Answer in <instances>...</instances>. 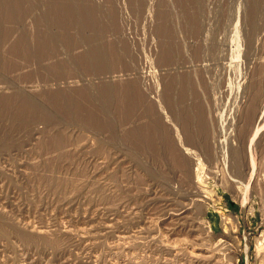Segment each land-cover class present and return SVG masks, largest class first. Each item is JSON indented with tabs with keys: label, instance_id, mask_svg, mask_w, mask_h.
<instances>
[{
	"label": "rangeland",
	"instance_id": "1",
	"mask_svg": "<svg viewBox=\"0 0 264 264\" xmlns=\"http://www.w3.org/2000/svg\"><path fill=\"white\" fill-rule=\"evenodd\" d=\"M4 1L0 264H264V0Z\"/></svg>",
	"mask_w": 264,
	"mask_h": 264
},
{
	"label": "bare ground",
	"instance_id": "2",
	"mask_svg": "<svg viewBox=\"0 0 264 264\" xmlns=\"http://www.w3.org/2000/svg\"><path fill=\"white\" fill-rule=\"evenodd\" d=\"M6 1V0H5ZM4 1V2H5ZM18 1V0H17ZM20 1H22V0H20ZM19 1V2H20ZM48 1V0H47ZM68 1V2H67ZM70 1V2H69ZM81 1V0H80ZM84 1V0H83ZM167 1V0H166ZM4 2H3V4H4ZM7 2H8V0H7ZM7 2H5V3H7ZM10 3H11V1H9ZM8 2V3H9ZM16 2V1H15ZM18 2V3H19ZM25 2H28V6L27 7H25V8H23V11H21V12H24V9H26V11L27 10H31V8H32V4H34L35 2H33L32 0H28V1H25ZM33 2V3H32ZM78 2V1H77ZM76 1H74V3H73V0H50V1H48V3H50L49 5L47 4V11H46V13L45 14H43V15H41L40 17H39V19H40V21L43 23V24H45L46 25V36H43L40 32L38 33V35H37V37H38V40H37V45H38V47L39 48H43V47H50V48H53L54 46H57L56 45V41L59 39V36H55L54 34H52L51 33V31H53L52 30V25H55L56 27H59V29L62 31V32H65L66 31V28L68 27V25L70 24V20H72V21H74V23L75 24H77V25H81V26H84V25H86L87 23L88 24H93L92 22H90L91 20H92V18H94V13H92V12H94V11H92V10H89V9H81V7H78L77 5H76V3H77ZM173 2V1H172ZM196 2H198V1H196ZM8 3H7V5H8ZM22 3V2H21ZM24 3V2H23ZM79 3V2H78ZM81 3H82V1H81ZM256 3V2H255ZM25 4V3H24ZM64 4V5H63ZM168 4V3H167ZM6 5V4H5ZM4 5V6H5ZM6 5V6H7ZM58 5V6H57ZM9 6V5H8ZM20 6V5H19ZM24 6V5H23ZM22 6V7H23ZM34 6V5H33ZM253 6H254V4H253ZM34 8V7H33ZM7 10H8V13L6 14V15H11V17L12 16H15V15H13V12H15L16 13V9L13 7H7L6 8ZM188 10V9H187ZM195 10V9H194ZM254 10V9H253ZM196 11V10H195ZM75 12L77 13H83V18H82V21L83 22H81V23H77L76 21H75V18L77 19V16L75 15ZM164 12V11H163ZM191 12V11H190ZM198 15V14H197ZM196 15V16H197ZM76 16V17H75ZM10 17V16H9ZM75 17V18H74ZM80 17V16H79ZM96 18V17H95ZM81 20V19H80ZM196 21V20H195ZM173 23V22H172ZM177 23V22H176ZM195 23V22H194ZM193 23V24H194ZM198 24H199V22H198ZM79 26H77V27H79ZM170 29V28H169ZM170 31V30H169ZM178 31V30H177ZM55 32V31H54ZM166 32V31H165ZM60 33V32H59ZM170 33V32H169ZM61 35V34H60ZM80 36V35H79ZM164 36V35H163ZM62 37H64V36H62ZM167 39H166V43H165V45H164V47H165V54H164V56H167V57H170V56H172V54H173V48H174V46H173V44H171L172 42H171V40H169V38L168 37H166ZM171 38V37H170ZM173 39V38H172ZM78 40V39H77ZM93 41V40H92ZM24 42V41H23ZM57 42H59V41H57ZM71 42V41H70ZM94 43H96L95 41H94ZM101 44V43H100ZM22 46H21V51L24 53V54H29L30 53V46L29 45H27V44H21ZM99 45V44H98ZM96 46V45H95ZM98 48L96 49V48H94L93 49V52H91V55L92 56H94V58H99V54L101 53V52H99L100 51V49H99V47H101V46H97ZM92 48V47H91ZM44 50V49H43ZM50 50V49H49ZM113 51V50H112ZM110 52H111V50H110ZM112 55H113V57H115V56H117L118 54H117V52L116 51H113L112 52ZM111 55V56H112ZM89 57H90V55H89ZM101 57V56H100ZM89 59V58H88ZM87 59V60H88ZM91 59V58H90ZM115 60V59H114ZM91 62H93V61H91ZM89 63V62H88ZM130 88V87H129ZM183 93V92H182ZM114 95V94H113ZM131 96V95H130ZM127 97V96H126ZM181 97H183V95L181 96ZM24 99V98H23ZM27 101V100H26ZM23 102H25V101H23ZM57 103V102H56ZM28 104V103H27ZM36 105V104H35ZM35 105H32V107L33 106H35ZM29 107V106H28ZM34 108V107H33ZM30 110V109H29ZM34 111H35V109H33ZM40 110V109H39ZM36 112V111H35ZM51 115V114H50ZM90 117V116H89ZM98 119V118H97ZM94 120V119H93ZM98 122V121H97ZM186 149V148H185ZM262 234H264V233H262ZM261 239V238H260ZM262 240V239H261ZM260 240V241H261ZM259 242V241H258ZM259 244V243H258ZM260 244H261V242H260Z\"/></svg>",
	"mask_w": 264,
	"mask_h": 264
}]
</instances>
